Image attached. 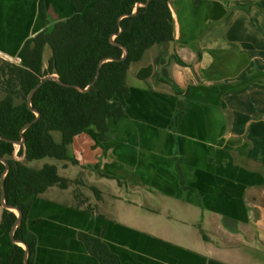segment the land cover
<instances>
[{
  "label": "crops",
  "instance_id": "0c3cea01",
  "mask_svg": "<svg viewBox=\"0 0 264 264\" xmlns=\"http://www.w3.org/2000/svg\"><path fill=\"white\" fill-rule=\"evenodd\" d=\"M43 1L46 17L41 0H0L1 58L18 63L24 42L73 14ZM169 6L173 55L154 46L129 66L126 117L103 143L76 137L77 165H56L68 187L31 205L35 264H100L81 233L121 264H264V0ZM8 250L0 230V264Z\"/></svg>",
  "mask_w": 264,
  "mask_h": 264
},
{
  "label": "trees",
  "instance_id": "16d2710c",
  "mask_svg": "<svg viewBox=\"0 0 264 264\" xmlns=\"http://www.w3.org/2000/svg\"><path fill=\"white\" fill-rule=\"evenodd\" d=\"M69 1L73 14L24 42L18 63L0 59V91L4 93L0 100V158L10 167L4 175L6 167L0 162V194L4 175L5 204L22 216L13 239L29 248L28 264H35L36 251V238L27 225L31 205L50 187H68V180L60 177L55 165L45 163L35 169L29 164L52 159L77 165L68 147L84 133L103 143L107 121L116 123L126 117L129 66L140 62L149 48L173 42L169 0ZM43 5L41 0L39 12L46 17ZM47 47L51 55L44 65ZM124 49L127 53L122 59ZM98 68L97 82L84 91L95 81ZM151 73L148 66L137 77L145 79ZM48 77L54 79L45 81ZM40 83L29 107L26 99ZM55 133L61 135L58 142ZM22 138L25 143L16 147ZM16 221L15 212L3 209L0 230L9 239L6 264H24L26 250L9 238ZM78 238L100 264H121L101 234L81 233Z\"/></svg>",
  "mask_w": 264,
  "mask_h": 264
},
{
  "label": "water",
  "instance_id": "95a60500",
  "mask_svg": "<svg viewBox=\"0 0 264 264\" xmlns=\"http://www.w3.org/2000/svg\"><path fill=\"white\" fill-rule=\"evenodd\" d=\"M149 1H150V0H148L147 3H149ZM173 46H174V43H173V42L169 43V46H168V53H169V55L167 56V60H168V58H169L171 55H173ZM124 53H125V54H124V56H123L122 59H124V57L126 56V53H127L126 49H124ZM103 62H104V61H102V62L99 64V68H100V65L103 64ZM99 68H98V71H97V76H96L95 81L92 82V83L90 84V86H89L86 90H84V91H87L91 86H93V85L95 84V82H97V80H98V78H99V74H100V72H99ZM53 79H54V77H48V78H46L45 81H47V80H53ZM41 85H42V83H40L36 88L34 87V88L32 89V91L30 92V94H29V96H28V99H26V103H27V105H28L29 107L31 106V100H32V98H33L34 93L37 92V90L41 87ZM39 116H40L39 113H37V117H38V118H39ZM35 121H36V120H33L31 123L27 124V125L24 127L23 131L26 130L27 128H29L33 123H35ZM24 143H25V140L22 138L21 142L15 144V146H16V147H19V146L23 145ZM0 162L3 163V164L5 165V167H6V171H5V173H4V175H6V172L9 170L10 167H9V165L5 162L4 159L0 158ZM4 175H2V178H1L2 194H0V204H1V207H2L3 209H9V210H12L13 212H15V214H16V216H17V221H16V223L14 224V226L12 227L11 232L9 233V238L12 240V243L17 244V245H22V246H24L23 248L26 250V251H25V255H24V264H28L27 259H28V251H29V248L27 247V245L23 244L22 242H19V241H16V240L13 239V233L15 232V230L17 229V227H18L19 224L21 223L22 216H21V212H20L19 210H17V209H15V208L10 207V206H8V205L5 204V194H6V193H5L4 183H3Z\"/></svg>",
  "mask_w": 264,
  "mask_h": 264
},
{
  "label": "rangeland",
  "instance_id": "374dc122",
  "mask_svg": "<svg viewBox=\"0 0 264 264\" xmlns=\"http://www.w3.org/2000/svg\"><path fill=\"white\" fill-rule=\"evenodd\" d=\"M50 55H51V51L47 47L45 49V52H44V60H45L44 65H46V62H48V59H49ZM0 59L7 60V61L11 62L8 58H1L0 57ZM3 97H4V93L0 91V100L3 99ZM60 138H61V135L59 133H55L54 134V139L55 140L58 141V139H60ZM45 163L52 164V165H55V166L58 164V162L53 161L52 159H44V160L37 161V162H31L29 165L32 166L35 169H38V168H41L43 166V164H45ZM68 174L70 176L73 175V170L70 169L69 172H68ZM78 177H80V174L79 173L74 174L72 179L78 178Z\"/></svg>",
  "mask_w": 264,
  "mask_h": 264
}]
</instances>
